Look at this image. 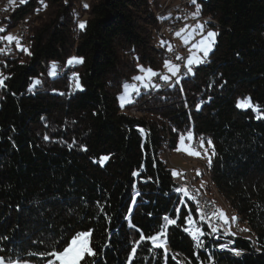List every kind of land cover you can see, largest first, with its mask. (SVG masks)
Instances as JSON below:
<instances>
[{"label": "trees", "instance_id": "trees-1", "mask_svg": "<svg viewBox=\"0 0 264 264\" xmlns=\"http://www.w3.org/2000/svg\"><path fill=\"white\" fill-rule=\"evenodd\" d=\"M161 4L91 0L81 9L79 0H24L5 19L9 29L0 37L20 19L30 22L31 47L0 40L7 77L0 87L3 261L46 264L52 257L42 254L91 230L100 255L90 260L129 264L134 241L157 234L168 216L176 223L168 226L167 258L144 242L131 264H177L172 257L179 254L188 264H264V118H257L264 117V0H198L191 7L199 8L197 18L218 24L204 22L217 32L207 60L166 90L151 84L122 109L118 97L140 69L156 73L170 60L168 46L155 39ZM78 11L88 15L83 29ZM73 54L83 62L66 69ZM53 64L65 67L56 77ZM245 98L260 112L238 108ZM189 133L205 140L209 188L253 240L235 237V248L229 238L217 240L218 252L196 216L195 197L177 191L166 147L176 150ZM193 227L205 232L202 247L190 237ZM232 250L246 253L235 257Z\"/></svg>", "mask_w": 264, "mask_h": 264}, {"label": "rangeland", "instance_id": "rangeland-1", "mask_svg": "<svg viewBox=\"0 0 264 264\" xmlns=\"http://www.w3.org/2000/svg\"><path fill=\"white\" fill-rule=\"evenodd\" d=\"M197 1L198 0H196V3H197ZM174 2L176 4L177 3L178 4L176 5ZM19 3H21L20 0H0V28H3L4 31H7L9 29V26L5 22V19L8 18L11 15L12 10H14L15 6H17ZM182 3L185 4L184 3V0H180V1L179 0H177V1L176 0H162L161 9H159L156 12L157 18L160 19V21H161V27L156 32L155 39L157 41V44H159L161 46H166L167 45L168 46V49H169V45H171V49L172 50L169 51V56H170L171 52H173V51H177L179 53V55H181V54L185 53L186 50H187V52L190 55V57H192L193 55H195L196 57H198L199 59H202L205 62L207 60L208 56L210 55V53L213 51V45H212L211 50L208 52L206 58H204L203 52L199 48H197L196 45L199 44V42L206 37L208 31H212V32H215V33H217V32L212 27H210L209 25H206L204 22H199V19L197 17H200L201 16V13H200V10L197 12V8L198 7H196V9H194V10L191 8L194 5L193 2L190 5L191 12H189L190 18L188 20V23L193 22L194 24L192 26H188L185 31H182L183 28H182V26L180 24H179V26L178 25L175 26V28L177 30L172 29V25L170 23L172 22V24L174 25V24H176L175 22H177L179 20L178 13L181 10H183V8H184V7H182ZM85 5H87V7H85ZM90 5H91V0H79V6H78V8H81V9H89L90 8ZM171 9H174V10L172 11ZM76 16H77V21H78L77 26L80 29L79 24L80 23H84L85 24L88 15H87V13H85L83 11L82 12L81 11H78L76 13ZM171 17H173V18H171ZM173 19H175V21ZM196 19H198V20H196ZM20 20L18 21V24L16 25L15 29L10 30L7 33V35H12V36L16 37L17 39H19V36H20ZM23 22H25L28 25V27H30V22L28 20L23 19ZM165 26H167V27L165 28ZM200 26H203V30H201V27ZM164 31H166L165 33H167V34L164 35L165 37L160 35ZM168 31H169V33H168ZM176 32H181V36H177L176 35ZM173 34L175 36H173ZM168 35H169V37H168ZM29 36H30V28H29V35H28V37ZM28 37H27L26 43H31L30 37L29 38ZM216 37H217V35H216ZM185 38L188 40V43L187 44L184 43V39ZM215 41H216V38H215ZM12 43H14V45L16 47H18V49H24L23 47L21 48L22 45L19 46L20 43L17 44L16 41H13ZM9 49H11V45L10 44H7L5 46V50H9ZM25 49L28 50V48H25ZM71 58L81 59L78 56H76L75 54H73L69 58V60ZM181 58L184 59L185 57L183 56ZM68 61H67V64L65 66L66 69L67 68L74 67L77 64H80V63L69 64ZM168 62L171 65L177 66L179 68V71L177 72V74L175 76H173L172 73L166 67L163 70H161L159 72H156V73L158 74V73L165 72L166 75L169 77V79H174V80L176 79L175 80V82H176V81L179 80L178 75H179L180 71L182 70V66L179 63L176 64L174 60H169ZM186 63H185V65H186ZM203 63H195V64H193L191 66L192 67V70L194 69V67L199 66V65H201ZM65 67H61V66L60 67H56V74L55 75L50 74V75L52 77H56L58 75L57 74L58 73V70L61 69V68H64L65 69ZM144 69H148V68H144ZM51 71H52V67H51L50 73H51ZM0 74H2L1 71H0ZM189 75H190V73H189ZM137 76L145 77V72L140 71V73ZM156 76L157 75L152 76L150 79H143L142 81L134 80V82L132 84H126L128 86V88L126 89L125 86H124L123 92L118 97V101H119L120 107L122 109H124L126 106L131 105L135 101V99L141 95V93L144 90H148L151 87V79L153 77H156ZM187 77H185V78H187ZM71 78H72L73 85L75 87V83H76V79L78 78V75L77 74H73ZM181 79H183V78H181ZM35 81H37V80H35ZM145 85H147V87H145ZM132 86H135V89H138L139 90L138 93H137L136 90L133 89ZM76 89H79L80 91L83 90L81 87L80 88H76ZM126 91H127V94L129 96V98L131 99V103H124V106L122 107L121 106L120 97H122L123 95H125V92ZM144 114H145L144 111H142L140 113L137 112V111L135 113L132 112V115H134V116H144ZM187 135H185V137H187ZM188 143H191L192 146H193V148H195L197 151H199L201 153V156L200 157L190 156V155L186 154L184 151H177V150H174L173 151L172 149L168 148V146L166 147V152H165V159L166 160H165V162H166L167 166L169 168H171L173 171L175 170L178 173H182L181 176H175V182L178 184V189L180 187L179 186V180H181V181L184 180V181H189L190 182V185L193 186V189L196 192L203 193V194L209 193V194L206 195L208 197L211 194V196L209 198H211V200L213 202H216L214 200L215 197H213V195L216 194L217 199H219L218 201L220 202L219 204L221 205V206L219 205L220 208L218 209V212L219 211L220 212H223L224 215L228 218L229 223L231 225H235V227L237 228L236 223L233 224L232 221H231V219H230L231 217L235 216L234 212H232V210L225 205L226 203L222 199L221 195H219L217 192L215 193V191H213V192L210 191V190H213V189L211 187L209 188V185L211 184V182L209 183V181H208L209 180V176H208L209 170H208V166L207 165H209V162H210L208 152H207V155L205 156L204 155V152L203 151H200V149H199V143H197L196 139H193V137H192V140L190 142L187 139H185V145H187ZM178 147H183V146L180 145V143H178L177 148ZM203 149H205V148H203ZM206 151H207V149H206ZM205 163H206V165H205ZM197 170L200 173V175H198V176L196 174L197 173ZM196 181H198V182H196ZM188 192L191 193L190 191H188ZM192 196L194 197L193 194H192ZM195 205H196V200H195ZM213 207H215V203H214ZM199 221L201 223H203L200 219H199ZM225 226L228 228V225H225ZM206 227L208 229V232H207L208 238L213 243H216L217 244L216 245V250H217V246H218L219 243H217L218 242L217 240H214V237H213L214 234L211 232L210 227H208V226H206ZM199 229L204 232V230L202 228H199ZM188 235H189V233H188ZM204 236L205 235L200 236L199 237V240L203 242ZM190 237H192V236H190ZM248 237L251 238V239H254L252 235L251 236H248ZM234 238L235 237H233L231 235V237H230L229 240L233 243V247L235 248ZM178 258H179V260H175L174 259V261L176 263L179 262V264H188V260L185 257H183L182 255L179 254L178 255ZM234 259H236V258H234ZM185 262H187V263H185ZM3 264H32V263L18 262V261H15V262H5V261H3ZM189 264H192V263H189Z\"/></svg>", "mask_w": 264, "mask_h": 264}, {"label": "snow or ice", "instance_id": "snow-or-ice-1", "mask_svg": "<svg viewBox=\"0 0 264 264\" xmlns=\"http://www.w3.org/2000/svg\"><path fill=\"white\" fill-rule=\"evenodd\" d=\"M20 2H24V0H20ZM193 4L196 3V0H192ZM85 7H87V5H85ZM199 11V9L197 8V12ZM79 27L81 29H83L85 27L84 23H80ZM201 30H203V26H200ZM4 29L0 28V32H3ZM177 36H181V32H177L176 33ZM217 33L212 32V31H208L207 35L204 39H202L199 44L196 45L197 48H199L203 54H204V58L207 57L208 52L211 50L212 45L215 43V38H216ZM0 40H7L9 43H12L13 41H16L17 44H19V41L16 37L12 36V35H7L4 37H0ZM163 43V42H162ZM184 43H188V40L185 38L184 39ZM25 51H27L26 49H24ZM171 45H169V51H171ZM4 49L0 48V52H3ZM177 59H182L181 57H177ZM83 60L82 59H77V58H71L68 63L69 64H73V63H82ZM204 61L202 59H199L198 57H196L195 55H193L192 57L187 59V63L185 65V67L187 68L188 72L190 73L192 71V65L195 63H203ZM166 68H168V70L172 73L173 76H175L177 74V72L179 71V68L177 66L171 65L168 61H165V65ZM52 71L50 74L55 75L56 74V65L53 64L52 66ZM140 71L145 72V77H141V76H136L134 77L135 80L138 81H142L143 79H150L152 76L158 75L157 73H155L154 71H152L151 69H144L141 68ZM7 77H4L2 74H0V87L4 86V81ZM162 79L167 82L169 80L168 76H163ZM179 81H177L178 83ZM39 81H35L33 84V87L38 84ZM75 87L76 88H80V84H79V80L78 78L76 79V83H75ZM134 90L137 91L138 93V89H135V86H132ZM145 87H147V85H145ZM125 88L127 89L128 86L125 85ZM31 91V89H29ZM121 100V106H124V103H131V99L129 98L127 91L125 92V95H123L122 97H120ZM237 107L241 108V109H248V108H252L254 111H257L258 113L260 112L259 108L254 107V105L252 104V101L250 100V98H245L242 101H239L237 103ZM257 118H264L258 115ZM143 131V130H141ZM47 139V137H46ZM185 139H187L189 142L192 140V136L191 133H189L187 135V137H185L184 135H181L179 138V143L180 145H182L183 147H178L176 150L177 151H184L186 154L190 155V156H197L200 157L201 153L199 151H197L195 148H193L191 143H188L187 145H185ZM205 145V140L203 137L200 138L199 140V146L200 148H204ZM207 145L209 148L212 147V141L208 140L207 141ZM214 154V152H213ZM204 155H207V151L205 150ZM107 159V157H103L101 158V164H103V162ZM135 174V173H134ZM173 176H181L182 173H178L175 170L173 171ZM197 175H200L199 171L197 170ZM177 191H182L184 193L185 196H188V191L187 189L181 188V189H177ZM137 195H139V193H137ZM190 199L192 197H189ZM181 203H183V201H181ZM131 211V209H130ZM177 212H179V208L177 209ZM215 215V214H214ZM218 215L221 219L224 220V223L227 224L228 218L224 215L223 212H218ZM164 225L161 227V230L157 233L154 234L152 236H145L143 233H141L139 240L134 241V246L131 249V253L129 256V264H131L132 259L137 255V248L144 242H148L151 247H149L148 251L152 252L154 249H162L165 259L167 258L168 255V248H167V235H168V226L173 225L176 223V220L173 218H169L168 216H165L164 218ZM186 222L189 225H195V221L192 220L191 214H189V216H187L186 218ZM231 221L232 223H236L237 218L235 216L231 217ZM131 227H135L134 225H130ZM186 231H188V229H185ZM242 231H249V229L245 228L242 229ZM211 232L215 233L217 232V228L216 227H212L211 228ZM190 235L192 236V238L194 240L197 241L196 247H202L203 242L199 240L200 236L205 235V233L203 231H201L199 228H195L193 227V230L190 232ZM92 233L91 230L87 231V232H80L77 233L64 247L62 250H53L50 253H45L42 254L44 256H51L52 259L51 260H47L46 264H95L94 261L90 260L89 258L92 257H97L100 254L94 250L93 245H92ZM173 259H175V256L172 257ZM0 264H3V258H0ZM177 264H179V262H177Z\"/></svg>", "mask_w": 264, "mask_h": 264}, {"label": "bare ground", "instance_id": "bare-ground-1", "mask_svg": "<svg viewBox=\"0 0 264 264\" xmlns=\"http://www.w3.org/2000/svg\"><path fill=\"white\" fill-rule=\"evenodd\" d=\"M177 1V0H176ZM180 1V0H179ZM175 3V2H174ZM173 3V4H174ZM191 3H192V0H190V5H191ZM176 4V3H175ZM178 4V3H177ZM176 4V5H177ZM180 7V6H179ZM182 7H184L183 8V10H181L179 13H178V18H179V20L177 21V22H175L176 24H172V22L170 23L171 25H172V27H175L176 25H178L179 26V24L180 25H182L184 22H188V20H189V18H190V14H189V12H191V10H190V8H188V9H186V4H182ZM172 11L174 10V9H171ZM164 12V11H163ZM171 18H173V17H171ZM174 21H175V19H173ZM196 20H198V19H196ZM23 20H21L20 22H22ZM191 21V20H190ZM199 22H209V23H214L213 21H209V19H199ZM197 23V22H196ZM194 23L193 22H191V26L193 25ZM168 26V25H167ZM167 26H165V28L167 27ZM30 28V27H29ZM29 28L27 29V37H28V35H29ZM171 28V27H170ZM183 29H182V31H185L186 30V28L187 27H182ZM161 31V30H160ZM166 31H164V32H162L160 35L161 36H164L165 34H167V33H165ZM168 33H169V31H168ZM177 33V32H176ZM171 36V35H170ZM173 36H175L174 34H173ZM30 37V36H29ZM28 37V38H29ZM165 37V36H164ZM168 37H169V35H168ZM22 45V46H21ZM19 46H21V48L23 47V48H29V46H30V43H29V45H27L26 43L24 44V43H20V45ZM188 48V47H187ZM175 49V48H174ZM177 50V49H176ZM173 52H175V59H177V57L179 56V57H185V53L187 52V50H186V52L185 53H183V54H181V55H179V53L177 52V51H173ZM183 59V58H182ZM60 72H62V71H60ZM189 74V72H188V70H187V72H184V73H179V75H178V77H179V79L180 78H182V77H185V76H187ZM177 77V76H176ZM161 79V73H158V75L156 76V77H153L152 79H151V84L156 88V89H160V90H166V89H168L169 87H171L174 83H175V80L174 79H172V81H170L169 83H167V85H165V86H163V87H160L159 85H155V82H158L159 80ZM197 141V143H199V140H196ZM199 149H200V151H203V152H205V150H206V148L205 149H203V148H200V146H199ZM202 152V153H203ZM204 164V163H203ZM205 165H206V163H205ZM208 166V170H209V168L211 167L210 166V163H209V165H207ZM207 175V174H206ZM210 174L208 173V176H209ZM198 176V175H197ZM209 181V180H208ZM196 182H198V181H196ZM194 184V183H193ZM196 187V186H195ZM181 188H184L185 189V186H180V189ZM211 188L212 189H214L213 188V186H211ZM201 189V188H200ZM212 192H213V190H211ZM193 195H194V197H195V199H196V213H197V216H198V218L202 221V222H204V224H206L208 227H210V222L206 219V217H205V210H204V208H202L201 206H200V204H199V199L196 197V195H195V193L194 192H192V191H190ZM203 192V191H202ZM207 192V191H206ZM211 193V192H210ZM215 193H216V191H215ZM201 195H202V197L207 201V203L210 205V207H212L214 210H216L217 211V215H218V209L220 208L219 207V199H217V196H216V194H214L213 195V197H215V201L216 202H213L212 200H211V198H209L210 196H211V194L209 195V197L208 196H206L207 194H209V193H207V194H203V193H200ZM205 195V196H204ZM214 203H215V207H213V205H214ZM222 203V202H221ZM221 206V205H220ZM220 212V211H219ZM218 219H219V228H226L227 229V233H224V234H221V232H215V233H213L214 234V240H220V239H226V240H228V238L230 239V237H231V235L233 236V237H244L245 238V236H251L250 234H248V232H245V231H242V228H241V226L238 224V222L236 221V225H237V228L235 227V225H231L229 222H228V224H225L224 223V220L223 219H221L220 217H219V215H218ZM231 219V218H230ZM225 225H228V228L225 226ZM229 229V230H228ZM212 235V234H211ZM253 240V239H252ZM230 246H232V244L231 243H228V244H226V245H222V246H220V249H222V250H224V249H228ZM240 251L241 252H246V251H244V250H232L231 252L233 253V255L235 256V257H241L242 255H244L245 253H240ZM175 260H179V258H178V256H176L175 257ZM185 263H187V262H185Z\"/></svg>", "mask_w": 264, "mask_h": 264}, {"label": "built area", "instance_id": "built-area-1", "mask_svg": "<svg viewBox=\"0 0 264 264\" xmlns=\"http://www.w3.org/2000/svg\"><path fill=\"white\" fill-rule=\"evenodd\" d=\"M184 3L186 4V9L190 8V0H184ZM209 21H214V26L218 25L216 23V21L213 20V19L209 18ZM181 26L182 27H188V26H191V23L184 22ZM28 28L29 27H28V25L25 22H23V21L20 22V36H19V39H18L19 43H26V40H27V29ZM172 29L177 30L175 27H172ZM26 44L29 45V43H26ZM29 47H31V46H29ZM189 57H190V55L188 54V52L185 53V58L184 59H175V52H171V54L169 56L170 60H174L176 64L179 63L182 66V70L180 71V73L187 72V68L185 67V63L187 62V59ZM163 76H167L165 72L161 73V79L158 82H155V85H159L160 87H163V86L167 85V83L172 81V79H169L167 82H165L162 79ZM132 112L135 113L136 111L135 110H131V113ZM204 137H208V136H204ZM208 140H210L209 137H208ZM179 186H185V189L195 193L196 197L199 199L200 206L202 208H204V210H205V217L210 222V229L212 227H216L217 228V232H221V234L227 233V229L226 228H219V219H218L217 211L214 210L212 207H210V205L202 197V195L200 193L196 192L193 189V186L190 185L189 181H184V180L181 181V180H179ZM240 253H246V252H241L240 251Z\"/></svg>", "mask_w": 264, "mask_h": 264}, {"label": "crops", "instance_id": "crops-1", "mask_svg": "<svg viewBox=\"0 0 264 264\" xmlns=\"http://www.w3.org/2000/svg\"><path fill=\"white\" fill-rule=\"evenodd\" d=\"M194 19V18H193Z\"/></svg>", "mask_w": 264, "mask_h": 264}]
</instances>
